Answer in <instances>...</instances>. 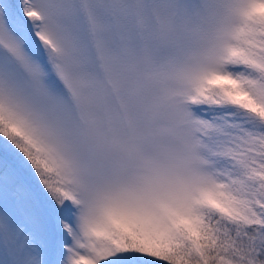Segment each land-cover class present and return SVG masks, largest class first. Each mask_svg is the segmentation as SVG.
<instances>
[{
	"label": "snow or ice",
	"instance_id": "snow-or-ice-1",
	"mask_svg": "<svg viewBox=\"0 0 264 264\" xmlns=\"http://www.w3.org/2000/svg\"><path fill=\"white\" fill-rule=\"evenodd\" d=\"M0 264H264V0H0Z\"/></svg>",
	"mask_w": 264,
	"mask_h": 264
}]
</instances>
